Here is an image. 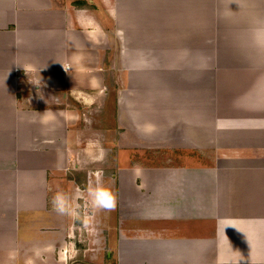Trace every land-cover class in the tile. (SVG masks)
I'll return each instance as SVG.
<instances>
[{"label": "crops", "instance_id": "crops-1", "mask_svg": "<svg viewBox=\"0 0 264 264\" xmlns=\"http://www.w3.org/2000/svg\"><path fill=\"white\" fill-rule=\"evenodd\" d=\"M198 56L205 96L154 89ZM108 103L117 136L205 157L119 168L115 246L98 221L92 258L264 264V0H0V264L86 259L62 176L100 156L84 132Z\"/></svg>", "mask_w": 264, "mask_h": 264}, {"label": "rangeland", "instance_id": "rangeland-1", "mask_svg": "<svg viewBox=\"0 0 264 264\" xmlns=\"http://www.w3.org/2000/svg\"><path fill=\"white\" fill-rule=\"evenodd\" d=\"M197 64L199 65L197 69H193L192 71L183 72L179 69L171 70V68L161 73L159 88L155 87V90H165L166 95L168 96H180L181 99L185 98L184 96H205L206 90V73H205V56H198ZM191 70V69H190ZM166 78L167 86L166 89L162 88V79ZM108 81L111 79V75L108 72ZM188 79L189 81L184 83L183 80ZM191 80V81H190ZM172 84L170 85V83ZM188 91V92H185ZM112 94V93H111ZM114 95V94H113ZM112 95V97H113ZM177 100V98H176ZM179 100V101H180ZM105 111L102 116L100 113L97 115L93 114L90 124H87V127H92L95 132H84L88 133L89 136H85L87 140L96 139L99 140V145L102 146V150L100 151V156H96V160H92V162H88L87 164H81V170L67 173L66 176H62V178H72L76 184L83 190V198H79V204L77 205L76 211L78 212L79 219H83V215H85V223L88 230L85 228H81L76 236V239H81L80 244L83 246L81 250L86 249V259L83 260L82 253L80 252V257L77 258L72 264H116L115 259L113 258V251L109 250L108 247L103 246L99 260H94L93 253L89 248H93V239L95 234V228L98 227V221L101 220L102 227L104 229L101 236L106 237L107 232L105 231L106 225L108 223L113 222V228L111 229L110 238L112 241L114 240L113 247L115 246L116 240V231L115 229V213L114 207H98L94 203L93 191L97 187H102L106 189L111 195L114 197L115 203V177L117 176V171L119 168L130 167V166H147L150 165H161L164 163L166 159L172 160V162L182 163L187 166H192L198 164L200 158L205 157L204 153H196L186 150V149H166L160 146V141L162 138L160 135H156L155 140H151L146 142L144 140H138L133 135L129 134L117 136V125L112 119L111 115V104L108 103ZM105 117V119H104ZM84 123H87L85 121ZM120 131H122L120 129ZM125 134V135H124ZM164 137V135H161ZM172 137L177 138V135H173ZM87 142V141H86ZM90 143V141H88ZM174 143H179L174 141ZM162 147V148H161ZM179 163V164H180ZM95 172H97L95 174ZM95 179L98 181L96 186ZM92 182V191L90 190V186H86V182ZM113 214L111 215V212ZM84 220V219H83ZM135 222V221H133ZM137 223V222H135ZM141 223V221L139 222ZM83 224V221L82 223ZM100 224V223H99ZM98 233V231H97ZM75 234V235H77ZM103 238V239H104ZM112 243V242H111ZM111 251V252H110ZM108 254V256H107ZM100 262V263H99Z\"/></svg>", "mask_w": 264, "mask_h": 264}, {"label": "clouds", "instance_id": "clouds-1", "mask_svg": "<svg viewBox=\"0 0 264 264\" xmlns=\"http://www.w3.org/2000/svg\"><path fill=\"white\" fill-rule=\"evenodd\" d=\"M94 203L98 207H114V197L111 195L110 192H108L106 189L102 187H97L93 193ZM57 201H60L62 203V198L60 196L56 197ZM63 211V208L60 209Z\"/></svg>", "mask_w": 264, "mask_h": 264}]
</instances>
